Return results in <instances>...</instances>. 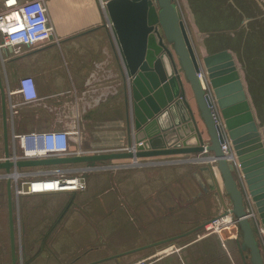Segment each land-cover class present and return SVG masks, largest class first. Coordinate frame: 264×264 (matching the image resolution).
Listing matches in <instances>:
<instances>
[{
  "label": "crops",
  "instance_id": "obj_1",
  "mask_svg": "<svg viewBox=\"0 0 264 264\" xmlns=\"http://www.w3.org/2000/svg\"><path fill=\"white\" fill-rule=\"evenodd\" d=\"M176 1L186 13L182 15L188 19V33L194 49L204 55L184 0ZM46 5L53 25V35L48 40L21 46L18 51L10 45L0 46V76L5 89L10 142L13 132L64 129L71 131V146L90 150L86 152L113 150L128 145L131 129L122 62L101 1L46 0ZM1 38L0 35V43ZM23 75L33 76L39 98L20 104L18 112L12 115L11 103L21 101V96L15 91L18 79ZM186 88L187 97L194 107L187 84ZM198 121L201 126V121ZM73 130L78 132L73 133ZM1 155H4V136L0 94ZM171 156L181 158L178 155ZM67 165L53 164L47 165V168H65ZM155 166L159 165L127 167L119 173L124 184L109 188L93 185L85 189L86 194L97 196V203L90 201L92 210L86 209L80 221H159L160 225L171 221L173 226L166 228L150 243L140 244L139 239H134L116 249L111 248L110 244L92 245L87 248L91 250L90 258L75 264H128L137 258L149 256L155 258L154 264H236L234 255L240 256V253L236 241L231 239L233 236L223 234L222 230L221 233H201L202 226L197 228L224 211L215 191L210 189L209 171H201V167L196 169L191 165L185 167L182 163L179 166L152 169ZM40 167L44 165L21 170L32 177L34 173L45 170ZM216 172L221 182L219 171ZM11 190L14 230L17 233L16 222L19 218L23 221L26 215L30 216L37 209L35 205L40 202L39 197L50 196L54 191L23 194L15 204L13 198L17 197L14 187ZM84 193L71 191L73 200L59 211L56 221H67L66 225L69 226L71 223L68 221L75 219L76 211L84 210V207L75 206L80 205L79 202L73 205L74 199L82 200L85 205L86 196L80 199V194ZM225 200L228 205L227 196ZM71 214L74 215L73 219ZM83 238H87V235ZM157 240L162 242L153 244ZM15 244L17 264H22L21 245L16 239ZM109 247L110 252H105L104 249ZM123 250L129 251L118 254V251ZM11 257L8 192L6 178H2L0 264H12Z\"/></svg>",
  "mask_w": 264,
  "mask_h": 264
},
{
  "label": "water",
  "instance_id": "obj_2",
  "mask_svg": "<svg viewBox=\"0 0 264 264\" xmlns=\"http://www.w3.org/2000/svg\"><path fill=\"white\" fill-rule=\"evenodd\" d=\"M223 1L235 9L240 6L244 10L245 15L237 25V30L243 32V39L248 33L253 37L247 48L250 55L247 51H240L244 62L232 48L237 44L235 40L224 39L219 43L222 44V48L210 50L208 42H213L212 38L218 31L201 29L197 23V17H226L230 10L228 7L221 9L225 6L222 4ZM184 2L204 54L202 56L191 43L176 0H105L107 20L110 22L122 62L129 111L128 122L131 129L126 147L64 156L10 159L9 155L15 147L10 142L8 134L5 89L0 76L6 156V159L0 160V170L20 172L24 167L76 162L106 168L120 166L123 163L113 165L96 163L127 158L133 162L138 158L171 155L194 156L178 158L177 163L197 162L205 158L208 161L200 170L209 171L210 189L215 191L214 194L219 204L223 206L224 213L232 214L241 232V238L236 236L235 241L242 264H264L263 246L256 225L261 224L264 228V123L260 122L249 89L252 82L253 93L264 106V0H184ZM226 25L229 27H226L225 33L234 34V25L233 27L231 24ZM259 30L260 33L257 32ZM258 36H262L261 40H257ZM255 57L260 65H257ZM244 64L249 67V73L245 71L247 69L244 70ZM200 66L206 70L243 173L246 190L254 203L253 216L248 215L246 192L238 180L234 164L225 158L221 149L222 134L215 124L205 90L196 73ZM186 84L193 93L194 107L187 97ZM198 119L204 124L207 138L203 135L204 130ZM210 158L215 162L209 161ZM216 170L220 173L222 183L218 180ZM12 180V175L8 174L6 185L11 259L12 264H17L14 203L11 197ZM208 190L206 187V191ZM225 196L229 198V207ZM201 226L203 225L197 228ZM161 242L162 240H157L153 244Z\"/></svg>",
  "mask_w": 264,
  "mask_h": 264
},
{
  "label": "rangeland",
  "instance_id": "obj_3",
  "mask_svg": "<svg viewBox=\"0 0 264 264\" xmlns=\"http://www.w3.org/2000/svg\"><path fill=\"white\" fill-rule=\"evenodd\" d=\"M178 2V1H177ZM180 4V3H178ZM181 13L186 14L181 9ZM183 17L185 26L188 29V19ZM29 46V45H23ZM197 51V49H196ZM198 52V51H197ZM198 54H200L198 52ZM201 55V54H200ZM202 56V55H201ZM191 90V88H190ZM192 93V91H191ZM192 102H194V97L192 93ZM201 126L205 129L204 124L201 122ZM74 131V130H73ZM128 146V145H126ZM124 146V147H126ZM72 151L84 150L83 152L90 151L83 149L80 146H71ZM181 158L194 157L193 155H184L180 156ZM178 159L172 156H158L157 158H138L140 161L137 164H131L132 160L121 159L112 161H101L97 162L98 165L111 164L114 163H123L120 166L106 167V168H88L87 163L76 162L71 163L65 166V168H47V165L40 167L45 170H51V172L62 171L71 176H79L83 179L84 187L78 190H59L54 191L49 194L50 196L39 197V203H37L36 210L32 212L30 216H27L22 221V218H19V221L16 222L18 232L15 233V239L21 245V258L22 264H75L76 262L90 258L89 254L91 250L87 248L92 247V245H109L111 248H119L120 245L128 244L134 239H139L140 244L150 243L154 240L159 234H161L166 228H171L173 223L167 221L163 224H159V221H80L83 218V213L92 210V203H97L96 195L86 194V190L93 185L104 186L109 188L113 185H122L124 184L120 178V171L125 170L127 167H143L148 165H159L155 166L152 169H158L160 167H173L179 166L182 163L185 167L198 168L204 167L207 161H197V162H171V160ZM118 161V162H116ZM130 163V164H129ZM170 164V165H169ZM166 165V166H163ZM183 166V167H184ZM125 168V169H124ZM22 171V170H21ZM44 171V170H42ZM86 171V172H85ZM4 171L0 170V175ZM3 177H0L2 179ZM32 177L28 174L22 175L20 180H29ZM26 188V186H25ZM86 189V190H85ZM71 191H85L84 194H80V199L86 196L83 205L82 200L74 199L73 205L80 203V205H75L78 207H84L83 211H76V216L73 221H68L71 223L69 226L66 225L67 221H56L59 211L66 207V204L72 202ZM51 192V191H46ZM37 193V192H36ZM23 194H33L30 192H23L19 195H16L17 198H13L15 204L18 203L19 197ZM108 196L109 194H103ZM43 199H46L43 201ZM79 200V201H78ZM88 200V201H87ZM14 203V202H13ZM88 203V205H87ZM17 207V206H16ZM73 207V206H71ZM68 209L66 208L65 211ZM74 215L71 214L73 219ZM26 219V221H25ZM206 222V221H204ZM237 225V224H236ZM205 229L202 226L201 233H204ZM198 232V231H197ZM195 232V234H197ZM239 228L237 226V231L234 235L241 238V234L238 233ZM239 234V235H237ZM87 235V238H83ZM231 237L233 242L235 241V236ZM231 241V240H230ZM17 243V242H16ZM124 243V244H123ZM203 245V244H202ZM110 247L105 252H110ZM124 252L118 251V254ZM248 253V250H246ZM236 259V264H242V260L239 255H234ZM82 261V262H83ZM92 261V260H90ZM27 262V263H26ZM92 263V262H90ZM96 264V262H95Z\"/></svg>",
  "mask_w": 264,
  "mask_h": 264
},
{
  "label": "built area",
  "instance_id": "obj_4",
  "mask_svg": "<svg viewBox=\"0 0 264 264\" xmlns=\"http://www.w3.org/2000/svg\"><path fill=\"white\" fill-rule=\"evenodd\" d=\"M102 8L105 7V0H100ZM0 35L2 45H10L16 47L18 51L23 45H34L39 42L48 40L53 35V25L50 23L46 0H0ZM201 84L205 90L209 106L212 110L213 119L222 134L220 139V146L225 158L234 164L238 174V180L246 192V209L248 215H254V203L246 190V183L243 173L240 169L239 162L232 141L224 124L223 117L220 113L215 95L210 87L206 70L203 66L197 70ZM16 93L21 96L20 102H13L10 105L11 114L18 112V106L23 103H29L39 98L37 87L33 76L23 75L18 79ZM69 130L64 129H46V130H32L28 132L12 133V144L15 150L9 155L10 159L17 158H34V157H48V156H64L74 153H82V150L72 151L70 144ZM78 132L77 130L72 131ZM17 147V148H16ZM6 159L5 155L0 156V160ZM199 161H208L205 158ZM212 163L215 161L210 160ZM134 162V163H133ZM131 164H137L140 161L137 159ZM177 162V159L171 160ZM130 164V163H129ZM97 165V164H96ZM90 169H95L97 166H88ZM62 171L51 172V170L39 171L33 174L29 180H20L22 175H26L23 171L20 172H5L0 177L6 178L8 174L12 175L13 187L16 195L23 192H46L59 190H78L84 187L83 179L79 176H71ZM86 172V171H85ZM34 180L41 182L40 186H35ZM75 180L76 182L74 183ZM74 183V184H73ZM26 186V188H25ZM230 203H228V207ZM229 216L227 221H234L231 213H224V211L216 216H213L204 222L203 227L205 233H221L217 229L218 226L224 228L226 223L224 218ZM235 222V221H234ZM236 223V222H235ZM237 224V223H236ZM258 237L260 242L264 245V228L261 224H257ZM224 243V240L221 239ZM262 245V246H263ZM155 258L140 257L128 264H154ZM93 264V263H85Z\"/></svg>",
  "mask_w": 264,
  "mask_h": 264
},
{
  "label": "trees",
  "instance_id": "obj_5",
  "mask_svg": "<svg viewBox=\"0 0 264 264\" xmlns=\"http://www.w3.org/2000/svg\"><path fill=\"white\" fill-rule=\"evenodd\" d=\"M223 5H225L224 7H221V9H226V7H228V11L227 12V15L226 17L225 16H219V17H215V18H200V17H197V23L198 25L200 26L201 29H209V30H217L218 32L215 33V37L213 36V42L209 41L208 44H209V49L210 50H213V49H219V48H222V44L219 45V43L224 40V39H230L232 41H236V45H233L235 46L232 47L233 49H235V51L237 52V56L239 57V59L244 62L243 60V57L241 55V50H244L247 51V54L250 55L249 51H248V47L250 45V40L252 41L253 40V37L249 35L248 33V36L246 37V39L244 40L243 39V32H241L239 29L237 30V25H239L241 19L244 17L245 14H243V8L239 6V3H238V9H235L232 5L228 4V3H225V1L222 2ZM222 6V5H221ZM206 24H210V25H206ZM226 24H231V26L233 27L234 25V34L232 35H227L225 33V29L226 27H229L227 26ZM208 27V28H207ZM255 33V32H254ZM261 35V34H259ZM262 36H258V39L257 40H261ZM264 50V49H263ZM243 53V51H242ZM257 58L259 57L258 53L256 54ZM255 60L257 61L256 57H255ZM258 64L257 65H260L259 64V61H257ZM244 66V70L248 72L249 67L246 66L245 64L243 65ZM246 72V75H247V80L249 82V78H248V74ZM249 73V72H248ZM249 89H250V93L252 95V98H253V101H254V104L256 106V110H257V114L259 116V119H260V122L261 124L264 123V106H262L260 104V101L257 99L258 97L255 95L254 90L252 89V82H251V85H249ZM264 100V99H263Z\"/></svg>",
  "mask_w": 264,
  "mask_h": 264
},
{
  "label": "bare ground",
  "instance_id": "obj_6",
  "mask_svg": "<svg viewBox=\"0 0 264 264\" xmlns=\"http://www.w3.org/2000/svg\"><path fill=\"white\" fill-rule=\"evenodd\" d=\"M210 160H212V158H210ZM217 177H218V175H217ZM219 177L221 179L220 173H219ZM72 181H74V183L76 182L75 180H72ZM33 182H35V186H37V187L41 185V182H39L37 180H34ZM221 183H222V179H221ZM229 219H230V217L229 216H226L224 218L225 221H222L223 223H226L224 225L225 227L224 228H221L220 226H218L217 229L222 230L223 231V234H225L227 236H233L236 233V231H237V225H236V223L234 221H227Z\"/></svg>",
  "mask_w": 264,
  "mask_h": 264
},
{
  "label": "flooded vegetation",
  "instance_id": "obj_7",
  "mask_svg": "<svg viewBox=\"0 0 264 264\" xmlns=\"http://www.w3.org/2000/svg\"><path fill=\"white\" fill-rule=\"evenodd\" d=\"M248 28H249V27H248ZM249 29H250V28H249ZM257 32H258V33H260L261 31L259 30V31H257ZM245 39H246V37H245ZM245 39H244V40H245ZM238 233H240V234H241V232H240V231H239ZM237 235H239V234H237Z\"/></svg>",
  "mask_w": 264,
  "mask_h": 264
}]
</instances>
